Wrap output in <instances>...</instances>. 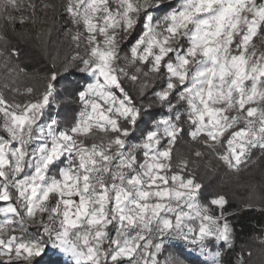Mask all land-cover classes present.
Instances as JSON below:
<instances>
[{
    "label": "snow or ice",
    "instance_id": "obj_1",
    "mask_svg": "<svg viewBox=\"0 0 264 264\" xmlns=\"http://www.w3.org/2000/svg\"><path fill=\"white\" fill-rule=\"evenodd\" d=\"M257 152L264 0H0V264H264Z\"/></svg>",
    "mask_w": 264,
    "mask_h": 264
},
{
    "label": "trees",
    "instance_id": "obj_2",
    "mask_svg": "<svg viewBox=\"0 0 264 264\" xmlns=\"http://www.w3.org/2000/svg\"><path fill=\"white\" fill-rule=\"evenodd\" d=\"M59 2V0H57ZM57 34L54 33V38ZM63 37L61 36L60 39ZM67 52L66 47L61 48V55ZM36 61L33 62V67L41 68L45 63L42 57H36ZM55 112V109L53 110ZM255 162L247 167L242 172L239 178L226 175V169L220 168L217 172L212 173L208 169H202L200 176L204 183H211L219 190L225 192L233 207L237 206L241 200L245 199L248 195V185H253L258 189H264V154L256 153L254 156ZM214 163V162H213ZM264 221L259 213H241L237 219V232H238V244L247 243L253 248L257 247L254 241V234L258 230V223ZM184 255L183 253H181ZM188 259L189 257L185 256Z\"/></svg>",
    "mask_w": 264,
    "mask_h": 264
},
{
    "label": "rangeland",
    "instance_id": "obj_3",
    "mask_svg": "<svg viewBox=\"0 0 264 264\" xmlns=\"http://www.w3.org/2000/svg\"><path fill=\"white\" fill-rule=\"evenodd\" d=\"M63 39V38H62ZM65 47H66V50L67 51H69V49H68V47H67V45L65 44ZM77 75H79V74H77ZM181 254V253H180ZM182 255V254H181Z\"/></svg>",
    "mask_w": 264,
    "mask_h": 264
},
{
    "label": "built area",
    "instance_id": "obj_4",
    "mask_svg": "<svg viewBox=\"0 0 264 264\" xmlns=\"http://www.w3.org/2000/svg\"><path fill=\"white\" fill-rule=\"evenodd\" d=\"M257 153H259V152H257ZM253 159H254V157H253ZM254 162H255V160H253V163H254ZM253 163H251V164H253ZM251 164H250V165H251ZM250 165H249V166H250Z\"/></svg>",
    "mask_w": 264,
    "mask_h": 264
}]
</instances>
